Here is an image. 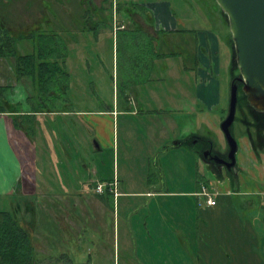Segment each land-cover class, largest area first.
<instances>
[{
  "label": "rangeland",
  "instance_id": "1",
  "mask_svg": "<svg viewBox=\"0 0 264 264\" xmlns=\"http://www.w3.org/2000/svg\"><path fill=\"white\" fill-rule=\"evenodd\" d=\"M143 1L147 0H118L120 3L125 2L128 9L136 12L140 10L139 4ZM167 1L171 3L173 14L179 18L182 29L192 30V34L195 31L206 30L217 34L221 39L219 54L221 75L218 79L221 85V105L211 110L195 108L197 105L193 98L195 94L193 73L184 67L181 69L172 58L164 60L161 57V71H154L149 77V81L150 78L153 81L145 82L148 79L147 76L138 75L141 69L134 65V61L125 62L127 59L120 42L122 37L118 39L117 31L114 34L110 31L104 34L101 37L100 48L94 46L92 41L89 42L88 47L83 49L84 57L78 53L77 47L70 49L69 67H67L70 74V87L66 96L70 98L68 101L70 108L85 111L82 116L84 127L80 126L75 137L71 129L72 120L76 119V116L69 117L64 116L62 112H56L59 114L49 117L47 122L43 120L49 140L57 144L64 135L65 124L70 123L68 135L70 156L65 160L64 165L58 164L57 158L55 159L50 152L51 148H40L37 170L51 175L60 172L71 174L76 169L80 179H70V182L72 180L71 183L84 185L85 190L78 196L73 194L79 191H74L69 196L52 197L51 201L54 203L62 199L66 200V204L71 208L64 212L57 210V206L53 205L50 212L46 211L45 206L38 207H44V211L28 212L24 210L25 201L20 199L22 210L20 209L17 215L21 221L27 222L23 225L29 231L36 250V264H264L262 261L264 245L261 246V251H255L251 239L247 237L248 232L245 234L246 237L240 235L239 240H236V243L239 242L238 251L233 253L232 260L228 255L224 261L217 257V251L222 247L225 219L228 216L233 219L232 212L238 211V205H247L243 201L247 196L242 197L244 204L238 203L232 196V205L223 210L220 207L223 191H220L218 185L214 186L213 192L209 188V191L213 193V199L216 203L219 202V208H213L207 212L208 219L213 222L207 235L211 244L208 247L198 245L200 238L198 239L197 235V222L203 218L202 212H204L202 211L199 215V209L206 204L207 197L199 196L197 193L189 195L185 192L197 191V181H200L203 176L212 175L190 146L171 147L168 150L165 146L172 145L176 140L186 139L197 132L200 136L213 139L217 147L225 151L228 144L221 129V123L230 106L233 73L237 75L241 71L239 65L236 69L232 66L233 50L229 42L231 31L215 0ZM115 2L117 3V0ZM13 9L12 7L11 12ZM89 10L93 8L89 6ZM111 15L112 10L108 16L110 23ZM134 17L140 18L137 15ZM117 40H119L118 50ZM25 41L17 44L19 52L33 51V43ZM174 48L173 45L171 50ZM163 52L161 48V53ZM128 81L134 82L136 91H142L140 99L138 95L128 93L134 101L137 99L145 101L146 107L151 105L160 107L161 103V113L142 110L129 113L120 109L119 113H116L113 141L108 143L103 139L101 141L96 136L94 114L89 111L117 104L118 94L120 101L121 91L127 88ZM118 89L121 90L120 93ZM243 91H239L238 98H245ZM14 98L12 97V100ZM34 101L36 102V99ZM180 104L181 106H178ZM175 106L181 110L178 109L179 111L175 112ZM29 108V106L24 107L27 110ZM162 108L167 111H163ZM236 114L232 132L240 142L237 156L242 163L243 174L253 180L255 164L251 158L250 145L245 133L247 128L240 121L242 114L238 107ZM30 118L31 116H23L21 120L25 122L24 124L32 126ZM172 120L175 124H169ZM41 121H39L40 124H42ZM4 140L5 138L2 139L1 136L0 153L11 162L12 156ZM113 144L114 147L111 146ZM244 144L248 145L247 149H244ZM259 154L261 165L259 163L256 169L257 175L260 172L264 174V148L259 151ZM75 155L76 157L73 158ZM115 174L117 178L119 175L121 181L124 177L129 179L130 186L137 190L145 187L142 181L144 175L160 177L161 188L166 186L167 190L184 192L185 196H163L151 205H149V197L146 196L121 197L117 198L114 204V197L109 194L104 196L98 194L94 184L105 177L113 179ZM255 183V187L264 189V180H255ZM32 200L35 201L33 198ZM99 201L104 207L101 212L97 211L100 206ZM41 202L40 205L43 204ZM15 203L13 197H2L0 210L12 212V205ZM77 203L83 209L76 208ZM35 205L38 203L35 202ZM62 213H65L66 221L75 220L76 224L80 221L83 225L74 230L62 229L61 222L57 218H60ZM238 214L242 219V214ZM32 218L36 220V226H38V228L33 227L34 234H31L28 228V221ZM155 222L161 227L167 222V225L172 227L185 228L189 235V244L179 237V243L175 242L176 238L172 236L170 230L163 234L165 237H162L161 233L157 234L154 229ZM202 228L200 227L198 231H203ZM139 230H142L146 237H149L148 230H151L155 238L149 240L143 237L146 244L141 243L138 236ZM260 231L264 239V227ZM168 232L171 236H168ZM243 252L247 253L243 254ZM252 252H255L260 260L257 255L252 256L254 254ZM183 257L186 258L185 263L180 260Z\"/></svg>",
  "mask_w": 264,
  "mask_h": 264
},
{
  "label": "crops",
  "instance_id": "2",
  "mask_svg": "<svg viewBox=\"0 0 264 264\" xmlns=\"http://www.w3.org/2000/svg\"><path fill=\"white\" fill-rule=\"evenodd\" d=\"M9 1H12L14 9L12 12L10 11L7 13L4 10V5ZM125 4V2L120 3L118 0L117 3L115 0H0V27L8 29L15 36L26 35L37 29L60 34L63 42L67 46L68 56L66 58V67H69L70 49L77 47L78 53L81 57H84L83 49L88 47L89 42L92 41L94 46L100 48L102 44L101 37L109 31L112 34L117 31L118 39L122 37L120 42L126 55L127 60L125 62L131 63L134 61V65L141 69L138 75L147 76L148 79L145 82H152L153 80H151V78L149 81V77L152 76L153 72L156 70L161 71V57L164 58V60H166V58H172L175 64L179 65L181 69L184 67V69L193 73V85L195 88L193 98L197 105L195 108L199 107L200 109L211 110L219 107L221 105V85L218 80L221 75L219 55L221 39L219 36L206 30L195 31L192 34V30L182 29L179 18L174 16L173 7L167 0H147L140 3V6L145 5L144 7L147 9L146 16L141 11H130ZM216 4L219 7L217 2ZM89 6H91L93 10H89ZM110 10H112L111 23L108 20ZM136 15L140 18L134 17ZM226 23L228 24L227 20ZM134 33L140 35L136 44H134V41L130 38ZM145 36H152L153 43L151 45L147 44ZM25 42L30 43L31 40H26ZM117 42L118 50L119 40H117ZM173 45L175 48L171 50ZM161 48L164 51L163 53H161ZM7 85L11 86L7 93L9 100L12 103H22L24 111L0 113V134L2 139L5 138L4 142L9 147L10 155L12 156V161L9 162L4 155L0 153V198H15L16 203L12 205V212L15 214H18L20 209L22 210L19 202L20 199L25 201L24 210L28 212L36 213V211H44V207L38 208L40 206H45L47 208V210H45L50 212L52 211L51 205L57 206V210H61L62 212L68 211L71 207L66 204L67 202L65 199L57 203H54L51 199L52 197L69 196L74 191H79L73 194L77 196L84 193V185L80 186V184L75 182L80 179L76 169H74L71 174L68 172H60L50 175L45 172H38L37 165L40 148H51L52 150H50V152L55 159L57 158L56 162L58 164L64 165L66 162L65 160L69 159L70 144L68 135L70 133V123L65 124L66 129L63 133L64 135L61 137L58 144L49 140V135L46 133L45 122L48 121L49 117H54L59 113L49 111L33 112L24 82L18 79L9 59L1 57L0 86ZM126 87L127 88L123 89V92L118 89L119 93L121 91V98L119 101L118 94V102L114 104V106H105L104 108L101 107L99 110L89 111L94 114L93 121L95 124L96 136L101 141L102 139L107 143L109 141L111 142V140L113 141L116 113H119L120 109L129 113H134L135 110L161 113V103L160 107L152 105L146 107L145 101H138L142 91H136L137 87H135L133 81H128ZM128 93H133L135 96L138 95V99L134 101ZM12 97H15L14 100H12ZM25 106H29L30 108L28 110L24 109ZM178 106H181V104ZM178 109L181 110L180 108ZM178 109L176 106L174 107L175 112ZM162 110L167 111L164 108H162ZM62 114L69 117L76 116V119L72 120L73 126L71 129L72 135L75 136L80 126L81 128L84 127L82 116L85 114V111L73 108L71 111L62 112ZM23 116H31L30 122L32 126L24 124L25 122L21 120ZM80 117L82 119H80ZM43 120H45V122ZM39 121H41L42 124H40ZM169 124H175V122L172 120ZM246 137L248 139V145H250L251 158L254 160V162H252L255 164L253 180L243 174L244 170H241L242 163H240L238 158L241 173H239L236 180L224 176L214 177L211 174L212 176H203L200 181H197V191L185 192L189 195H195V193H197L199 196L207 197L203 194V187H206L208 191L209 188H211V192H213V190H215L214 186L218 185L220 191H223L221 195L222 202L220 203V207H222L223 210L232 205V196L236 198L238 203H243L242 197L247 196L243 199L247 205L237 204V212L242 214V219L236 211H233V219L228 216L223 223L225 231H223L222 234V247L217 251V257L223 261L225 258L227 259V255L231 260L234 258L233 253L238 251L237 244H239V242L236 243V240H239L240 235L246 237L247 235L245 234L247 232V237L251 239V244L255 251H261V246L264 245V239L262 238L263 233L260 231L264 227V221H262L264 220V189H261V187L258 188V186L255 187V180H264L263 173L260 172L259 175L256 174L258 172L256 169H258L259 163L261 165L259 151L264 148V143L261 140L259 146H255L250 137L248 135ZM179 141L181 140H176L174 142L175 144L173 143L172 145L165 146L167 148L166 150L171 147L186 146L182 143L179 144ZM238 143L240 147L239 140ZM111 146L114 147V144ZM247 146L244 144V149H247ZM74 147H76V145H74ZM190 147L192 148V146ZM195 152L198 153L197 151ZM75 157L76 155L73 158ZM74 164H76V162H74ZM70 179H76L74 180L76 184L71 183L72 180L70 182ZM160 179V177H151L150 174H147V176L144 175L142 181L145 187L137 190L130 186L128 182L129 179L124 177L121 181L119 175L117 178V174H115L113 179L111 177H105L98 180L94 184V188L97 192L96 187L99 184H103V192L97 193L102 196L105 194L113 196L114 204L117 198L146 196L149 197V205H151L153 202L159 201L163 196L173 197L182 196L184 194V192L167 190L166 186L161 188V186H159V182H161L159 181ZM249 181L252 182L248 183ZM49 197L50 200H48ZM32 198L35 199V201H33ZM207 200L206 198V204H202L203 207L199 209V215L204 211L202 212L203 218H201V220L197 219V235L198 239L200 238L198 245L200 247L201 245L208 247L211 244L207 235L208 230L213 226V222L208 219L207 212L213 210V208H219L218 201L214 206H211L208 204ZM40 201H42L41 203L43 204L40 205ZM35 202H37L38 205H35ZM100 203L99 201L100 206L97 208L98 212L103 211L102 209L104 208ZM78 205V203L75 204V206H77L76 208L83 209V207H79ZM64 215L65 213H62L60 218L57 217L58 221L61 222L62 229L68 228V230H70L72 228L74 230L79 229L80 225H83L80 221L77 224L75 220L66 221ZM225 216H227V214H225ZM21 223L23 225L27 222L23 220ZM36 223L34 218L28 221V228L31 234H34L33 227L38 228ZM167 224L166 222L162 224L163 226L161 227L159 223L155 222L154 229L156 233H161V236L165 237V233L170 230L172 236L176 238L175 242L179 243V238L181 240L183 238L187 244H189V235L185 228L181 226L172 227ZM200 227H203V231L201 232L198 231ZM240 231H243V233H239ZM148 233L149 237H146V234H144L142 230H139L138 236H140L141 243L146 244L143 237H146V239L149 238V240L150 238H155L151 230H148ZM197 235L195 234L196 237ZM168 236H171L169 232ZM205 239L206 241L204 242ZM262 252L264 255V251ZM246 253L247 252H243V254ZM252 253H254L252 256L257 255L255 252ZM180 260L184 261L183 263L186 262V258L184 257ZM262 261H264V259H262Z\"/></svg>",
  "mask_w": 264,
  "mask_h": 264
},
{
  "label": "trees",
  "instance_id": "3",
  "mask_svg": "<svg viewBox=\"0 0 264 264\" xmlns=\"http://www.w3.org/2000/svg\"><path fill=\"white\" fill-rule=\"evenodd\" d=\"M4 6V10L9 13L13 3L9 1ZM220 9L230 28L227 14L221 7ZM139 11L146 16V7L140 6ZM151 37L145 36L148 45L153 43ZM130 38L136 44L140 35L134 33ZM24 40H31L34 45L33 51L19 52L17 44ZM229 42L233 50L232 66L236 69V66L238 67L237 52L231 32ZM67 56V46L58 33L37 29L26 35L15 37L8 29L0 27V58L9 59L18 79L24 82L33 112H66L73 109L69 107L70 99L66 96L70 87V74L66 67ZM234 75L235 73L233 77ZM10 87V85L0 86V113L24 111L22 103H12L9 100L7 93ZM241 91H243L242 88ZM243 92L245 98H239L238 104L242 114L240 121L246 126L245 133L254 145L259 146L261 140L264 143V111L252 106L246 93ZM196 135L198 134L193 136ZM202 137L216 145L210 137ZM190 138L186 141L182 140V144L191 146L187 142ZM35 254L36 250L30 233L22 225L17 214L0 210V264H36Z\"/></svg>",
  "mask_w": 264,
  "mask_h": 264
},
{
  "label": "water",
  "instance_id": "4",
  "mask_svg": "<svg viewBox=\"0 0 264 264\" xmlns=\"http://www.w3.org/2000/svg\"><path fill=\"white\" fill-rule=\"evenodd\" d=\"M216 2L229 19L243 90L250 104L264 111V0H216ZM237 104L238 86L235 83L231 86L228 113L221 123L229 147L231 165L236 163L239 147L238 140L232 132Z\"/></svg>",
  "mask_w": 264,
  "mask_h": 264
},
{
  "label": "flooded vegetation",
  "instance_id": "5",
  "mask_svg": "<svg viewBox=\"0 0 264 264\" xmlns=\"http://www.w3.org/2000/svg\"><path fill=\"white\" fill-rule=\"evenodd\" d=\"M239 77H241L240 72L237 75H234V77L232 78V85L235 83L237 84L238 93L241 88L243 89V82L239 80ZM194 134H191L189 136L191 138L187 142L191 144L192 148L195 151L198 152L197 154L202 159L204 165L210 170L211 174L214 177L224 176L232 180H236L239 173H241L237 156L239 147L236 153V163L235 165H231L232 161L229 158V147H227L225 151H222L213 142H210L209 139L203 138L202 136L198 135L194 137ZM188 138L183 140L186 141ZM181 141H179V144L182 143Z\"/></svg>",
  "mask_w": 264,
  "mask_h": 264
},
{
  "label": "built area",
  "instance_id": "6",
  "mask_svg": "<svg viewBox=\"0 0 264 264\" xmlns=\"http://www.w3.org/2000/svg\"><path fill=\"white\" fill-rule=\"evenodd\" d=\"M97 192L101 193L104 190V185L99 184L97 187ZM203 194L207 196V202L209 205L214 206L216 204V201L213 199L212 194L208 191L206 187H203Z\"/></svg>",
  "mask_w": 264,
  "mask_h": 264
}]
</instances>
